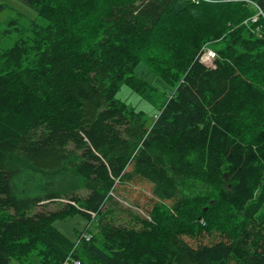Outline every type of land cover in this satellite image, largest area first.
Listing matches in <instances>:
<instances>
[{"label": "trees", "instance_id": "trees-1", "mask_svg": "<svg viewBox=\"0 0 264 264\" xmlns=\"http://www.w3.org/2000/svg\"><path fill=\"white\" fill-rule=\"evenodd\" d=\"M22 1L36 18L0 54V264H65L85 232L54 223L76 213L97 220L81 264H264V0ZM124 84L160 101L152 123ZM138 182L149 217L117 222L111 192Z\"/></svg>", "mask_w": 264, "mask_h": 264}, {"label": "rangeland", "instance_id": "rangeland-1", "mask_svg": "<svg viewBox=\"0 0 264 264\" xmlns=\"http://www.w3.org/2000/svg\"><path fill=\"white\" fill-rule=\"evenodd\" d=\"M200 1V0H196ZM227 1V0H221ZM36 18V12L31 7L23 2L22 0H0V54L4 53L10 47H12L21 37L22 31L20 28L24 27L25 21H31ZM15 20V23L7 24L9 21ZM253 20H257V16L253 17ZM16 27V28H14ZM212 51V52H211ZM213 49L206 48V51L203 53V58L205 61L208 60L210 65L215 61V53ZM212 54V55H211ZM136 74L143 78L146 81L158 86L161 91H166L168 94L171 92L169 84H165L164 81L154 74L144 64H140L138 69H136ZM117 97L120 100L127 102L130 106L135 107L137 110H143L146 113L147 121L152 123L156 113L159 112V103L153 104L150 101L143 99L135 91H133L126 84L122 85L120 90L117 93ZM162 102V101H161ZM89 194V191L82 189L74 194V196H80L85 198ZM113 199L107 203L106 207H111L114 209L117 222H124L126 219L133 216L140 218L149 217L150 209L153 205V196L150 190V185L146 182L138 183H117L116 189L111 192ZM69 196L56 199L54 201H48L46 205H38L34 207L33 215L41 213L42 215L52 214L54 212H61L65 210L70 203ZM5 197L0 195V202L3 203ZM75 203V202H72ZM11 212L14 213V208L10 205H6ZM107 208L105 210H107ZM129 208L132 211H129ZM55 226L63 233H65L72 240H76L79 232L86 230L94 231L97 227V220H89L86 216L81 213H76L69 215L64 219H58L55 221ZM216 236H211L204 234L198 239H189L186 238L191 243L197 242H211L216 239ZM15 264H21L15 261ZM33 264H39L37 260H34ZM65 264H73L72 262H66Z\"/></svg>", "mask_w": 264, "mask_h": 264}, {"label": "built area", "instance_id": "built-area-1", "mask_svg": "<svg viewBox=\"0 0 264 264\" xmlns=\"http://www.w3.org/2000/svg\"><path fill=\"white\" fill-rule=\"evenodd\" d=\"M92 215L95 217L96 216V213L93 212ZM84 232L85 233H83V235H81V237L78 238V240H77V242L75 244V247L70 252L69 256L66 258L68 262H72L73 264H81V261L79 259L74 258L73 254H74V251H75L76 247L78 246V244H79V242L81 240H87V241H89L92 238V235H91V233L88 230H86Z\"/></svg>", "mask_w": 264, "mask_h": 264}, {"label": "crops", "instance_id": "crops-1", "mask_svg": "<svg viewBox=\"0 0 264 264\" xmlns=\"http://www.w3.org/2000/svg\"><path fill=\"white\" fill-rule=\"evenodd\" d=\"M54 200H56V199H54ZM54 200H48V201H54ZM48 201H45L44 203H46V202H48ZM43 205H46V204H43Z\"/></svg>", "mask_w": 264, "mask_h": 264}]
</instances>
